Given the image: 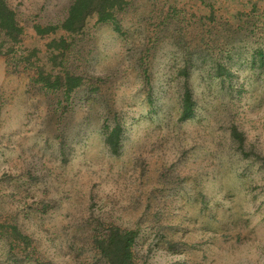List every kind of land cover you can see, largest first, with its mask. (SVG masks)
Wrapping results in <instances>:
<instances>
[{
	"label": "rangeland",
	"instance_id": "374dc122",
	"mask_svg": "<svg viewBox=\"0 0 264 264\" xmlns=\"http://www.w3.org/2000/svg\"><path fill=\"white\" fill-rule=\"evenodd\" d=\"M5 1L22 34L0 33V222L33 241L0 239V264H104L100 221L138 230L136 264H264V1L127 0L119 30L78 32L58 26L73 0Z\"/></svg>",
	"mask_w": 264,
	"mask_h": 264
},
{
	"label": "trees",
	"instance_id": "16d2710c",
	"mask_svg": "<svg viewBox=\"0 0 264 264\" xmlns=\"http://www.w3.org/2000/svg\"><path fill=\"white\" fill-rule=\"evenodd\" d=\"M264 1V0H263ZM127 5V0H73L70 4L67 15L64 20L58 25L61 29L67 32H78L83 29L86 19L90 15H96L98 22H108L115 30H119V19L117 14L122 11ZM58 26H35L38 33L54 30ZM0 33L4 34L10 42H17L22 34V28L18 26L15 20L14 11L8 6L5 0H0ZM4 44L0 42V56L4 53ZM11 47V46H10ZM224 73H229L227 68L218 64L216 75L222 76ZM185 88L180 96L178 113L179 120L184 121L191 118L196 110V100L194 92L189 86L190 74L188 68L185 69ZM62 80L63 78H58ZM67 88L70 92L74 87L80 84V77L67 74L64 79ZM122 125L119 121H115L111 127H106L105 145L112 153H118L120 149V137L122 134ZM231 137L236 141V144L244 151L245 137L238 130L236 125L232 123ZM101 229L93 230L88 235L92 247L104 264H136L133 246L138 237V230L134 228H122L114 224H106L100 221ZM0 239H3L7 245H15L18 248L27 250L28 246L32 245L33 239L21 229L20 226L13 220L0 222ZM12 249L13 246H12ZM35 250V249H32ZM39 264L41 263L37 260Z\"/></svg>",
	"mask_w": 264,
	"mask_h": 264
}]
</instances>
